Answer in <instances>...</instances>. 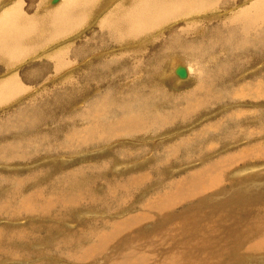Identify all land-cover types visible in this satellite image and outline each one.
<instances>
[{"label": "rangeland", "instance_id": "rangeland-1", "mask_svg": "<svg viewBox=\"0 0 264 264\" xmlns=\"http://www.w3.org/2000/svg\"><path fill=\"white\" fill-rule=\"evenodd\" d=\"M147 1L88 0L92 4L90 10L83 12L80 22H74L71 20L72 14L69 12L66 14V18L61 17L64 20L56 17L58 12L63 8L65 0H0V19L4 12L12 9V7H18L16 9L18 12L22 7L25 19L30 16L33 21V24L28 29L29 31L23 30L22 35L14 37L16 41L21 42V46L31 47V49L26 50L31 54L23 59L18 58L16 63L10 67H6L0 62V86L2 87L7 82L15 79L22 80L21 83L24 86L21 94L13 96L14 101L12 100L4 104L5 106H0V148L7 145L8 141L13 143L20 139L23 143V151L25 154L21 155L22 158L17 157L16 159H12L11 157L13 155L10 154V151L0 153V200H3L0 205L4 206L6 204L5 207L9 211L11 209L14 210L15 208H9V206L17 205L21 200L31 195L39 194L41 198H45L44 203L48 208H50L48 206L49 204L52 206V211L43 215L42 211L46 207L43 210L40 209L38 197H34L32 205L34 209H39L37 210L41 214L39 219L45 220V224L47 225L54 224L50 220H61L69 224V227L65 226L61 229L63 232L69 231L68 233L56 237L53 232L49 236L53 238L49 245L46 244L47 239L44 234V228L41 225H36L34 231L35 237L41 239H33L28 243L29 246L27 248L23 247L22 244L19 245L18 241H16L14 249L10 250L11 247L8 245L9 240L0 237L2 239L0 243L6 244L5 249L0 251V264H55L54 262L58 264H72L64 262L60 257H56V255L68 256V254L64 253L66 247L65 242L73 232L72 230L70 231L72 221L64 220V218L71 220L83 217V223L88 224L95 234L101 231L109 232L112 223L122 222L126 219L125 215L122 214L124 209L133 208L128 217L141 214L144 210L143 205L147 204L152 195H159V192L163 190L161 188H163L164 183L186 177L194 171L211 164L213 161L225 158L229 153H239L243 150L249 151L248 146L250 147L252 144H258L264 141V135L260 136L256 133L257 122H259L257 113H264V26L251 24L248 28L254 31L247 35L243 33L245 26L241 23L248 17L256 18L257 16L249 14L254 11L252 8L258 7L257 5H262L261 3L264 0H221L222 2H219V0H205L204 3H201L202 0H152L153 2L150 0V3L159 1L163 3L162 5L170 8V11L167 9L161 11V15L163 16L160 15L162 21L159 19V15L157 16L156 14V16H153L150 14L149 17H144L148 19L146 20L148 24L150 23L149 21L152 24L149 26V34H144L140 40H128L121 45L117 44L121 39L112 41L113 44H111L106 38L107 36L111 37L107 34L108 29L103 27L101 23L109 16L115 19L118 18V15L120 17L124 13L130 19H133L131 12H127V9L133 6V4H139L142 7L143 5L147 6L145 4ZM74 2L75 0L70 5L73 6ZM199 2L201 4H196ZM192 3L194 5L215 3L218 6L213 5V9L197 10L192 8ZM53 7L54 10H52ZM144 7L142 12H145ZM187 7H189L188 10ZM49 10H52V20L43 25L45 32L42 35L38 34V30L42 31L39 20H42V17L45 13H49ZM109 12L111 15H109ZM111 18H108L107 22ZM58 27L62 28L58 29ZM260 30H262V33L257 34ZM35 34L37 37H35ZM52 34L59 38L52 40L54 37ZM16 35L13 34L12 36ZM39 38L40 40H38ZM173 38H180L179 40L175 39V41L176 43L182 42L183 48H169L167 49V54L161 48L165 44L170 45ZM246 43L247 45H245ZM136 52H142V57L134 56ZM179 52H181L182 56L181 54H177ZM160 53L162 56H159ZM126 54H128V57ZM59 58H62L60 61H66L65 63L68 65L56 71L60 69V67L56 69ZM133 59L138 60L135 61ZM249 62H251V66ZM40 65L44 66L41 67ZM39 67H41L40 72L38 70ZM132 67L134 68L133 70ZM180 67L187 69L186 76L183 80L179 78L180 76L177 73ZM43 68L45 72L42 73ZM158 68L162 69L159 73L160 76H155V71ZM211 86H213V89L208 90ZM156 89H163L164 93L155 92L154 90ZM197 89H203V92L196 93ZM226 90H228L229 95L225 97L224 92ZM253 92L260 93L262 97L259 96L257 98ZM140 94L142 98L152 102L134 101ZM163 94L166 95L164 96ZM189 95L203 102V107L199 113L190 110V115L193 120L188 121L185 126L180 125V122L170 127L168 125L158 127L148 125L146 128L140 127L138 132L122 133L118 137L110 140L106 136H103V139L97 133H93L90 136L92 138L91 140L84 135L85 132H82V135L81 133L78 134V137L81 136L82 138V143L72 134L76 129L82 130V127L79 128V126L86 127L83 129L86 131L89 125L91 127L100 122L105 123L109 117L117 121L119 119L118 117L121 116L116 115L115 110L121 113L123 109L128 111L133 106L135 113L137 110V112H142L144 116L147 115V118H153L156 114L154 106L160 108L165 106L170 111H173L176 108L178 109L177 105L179 107L186 106L182 101L187 103V105L197 103L196 100L187 97ZM243 95H245L244 98ZM217 96H220L222 99L219 100ZM254 97L258 100H254ZM103 99L107 107L109 106L110 108L108 107L106 112L95 115L100 116V121L96 119L97 117L85 119L83 118L84 116H81L84 115V111L85 113H90V108L97 104L99 100L102 102L101 100ZM121 100L125 101V103H122ZM122 104L124 107H122ZM67 106L70 107L66 108ZM143 106L146 107L144 108ZM85 108L89 111L87 110L88 112H86ZM38 109L41 113L44 112L42 114L43 117L37 119V121L33 120L36 126H34L35 124L30 126L37 127L39 134L48 136L50 142L52 141L50 146L47 145L48 143L45 145L43 141L40 142L36 138L35 140L29 134L30 129L27 122L18 118L19 115L23 114V118L31 117V119H34L33 114L39 113ZM54 112H59L60 114L67 113V117L61 116L57 117L56 120L50 119L53 118L51 116L56 114ZM242 112L245 113V117L242 116L244 114L241 115ZM248 112H251L254 116L256 113V119L254 118V120L246 122L253 121L256 124H247L242 127L239 122H235L236 120H246V114ZM59 113L54 117L59 116ZM78 116L79 118L81 117V120L77 118ZM54 121L57 123V127L55 123L52 125ZM58 123L64 124L63 127ZM231 125L233 126L231 127ZM52 126L58 128L61 134L55 128L53 129ZM247 128L252 131V135L246 137L241 136L240 131L246 130ZM12 129L16 131L13 132ZM27 130L28 132L25 133ZM45 133L51 136L49 137ZM51 133H53V137L55 136L54 133L57 134V137L55 136V139L51 138ZM58 134L60 140L58 139L55 142ZM60 135L64 136L61 137ZM82 136H84L85 140H83L84 138ZM28 138L33 143L30 144L29 142L31 141ZM6 140L7 142H5ZM53 142H55V145ZM16 147L22 146L17 145ZM60 147L64 148V150H60ZM143 149L146 150L143 151ZM132 150H135V152L133 151V153ZM146 151L150 152H147V154ZM158 151L162 152L160 153L162 155L158 154ZM252 157L247 159V164L249 165L245 166L243 162L244 167L240 168L236 173L227 175L226 182L223 186L215 187L212 192H208L203 197L202 202L205 204L202 205V208L208 204L216 205L217 203H225L224 210H226V214L223 223L229 225L225 231L226 233H231V236L234 231L233 228L235 227L233 224L251 222L255 220L258 214L264 213V162H262L264 160L256 161ZM100 162L108 164L107 167L99 165ZM234 163L235 165H239L238 160H235ZM125 164L126 166H124ZM77 169L82 170L84 174H80ZM148 174L151 176V180L147 184L149 186L147 192H143L145 190L144 187L140 188L139 185H133L132 188L137 191V195L131 196L124 204L120 205V199H105L107 197L106 189L112 179H117L116 182L121 184L128 177H147ZM4 177L8 179H4ZM27 177L31 179L27 180ZM252 178L255 181L251 183L249 180ZM22 180L26 181L24 185L19 186ZM56 181L59 189L54 188ZM237 181H248V183L243 184L239 189V187L236 188ZM259 182H263V185ZM232 184H235V187ZM85 188L87 192L77 197L75 192L79 190L84 191ZM154 188H158V191L154 190ZM66 190L67 192H65ZM152 199L150 198V200ZM94 201L97 204L93 205ZM53 203H56V206ZM82 207L91 209L92 212H86ZM209 209L198 210V212L204 213ZM17 210L14 216L10 215L13 211L0 216V229L2 227L5 234L9 236H25L26 230L31 228V225H28L30 219H23L19 216L26 215L27 212L21 210L20 207ZM67 212L69 215L66 214ZM149 213L152 215L157 214L160 217V214L155 209ZM177 218H179V214L171 217L169 221L172 222L176 219L174 223L178 224ZM102 219L105 220L102 221ZM229 220L237 221L236 223L231 222L229 224ZM96 221L102 222L94 226ZM146 226H148L146 223L140 225L141 230H143L142 233L148 231L145 228ZM153 226L156 229L160 226V223H155ZM157 232L156 230L152 231L154 236ZM145 237L142 236L139 240ZM13 238L14 240L17 239L15 236ZM42 238H44V241ZM229 242L232 243L233 240H229ZM244 242V239H240V243H238V240L235 241L234 243L238 248L228 251L225 256L219 259L218 264H264V250H247V244ZM47 252L50 254H47ZM15 255L25 259L8 260L9 257ZM54 255L55 257H53ZM136 258L142 262L139 264H145L147 261L152 260L154 256L151 254V250L146 249L136 257L133 256L132 260L135 261ZM76 261L78 263L86 262L84 258L76 259ZM124 264L130 263L127 262Z\"/></svg>", "mask_w": 264, "mask_h": 264}, {"label": "bare ground", "instance_id": "bare-ground-1", "mask_svg": "<svg viewBox=\"0 0 264 264\" xmlns=\"http://www.w3.org/2000/svg\"><path fill=\"white\" fill-rule=\"evenodd\" d=\"M204 1L205 0H202L201 3L202 2L204 3ZM220 1L221 0H219V2ZM71 2H73V0H67V1L65 0V4H64L63 8L58 12V14H57L56 17L58 19L61 18V17L66 18V14H68V12H69V13L72 14V16H71V18H72L71 20L72 21H74V22H80L81 19H82L83 12L85 10H88L89 11L90 8H91V6H92V4L89 3L88 0L87 1L86 0H75L73 6H71L70 5ZM151 2H153V1L151 0ZM201 3L199 2V3H196V4H201ZM93 4H94V2H93ZM145 4L147 5V6L143 5V7L145 6L144 7L145 12H142L143 11V7H142V5H139V4H133V6H131L129 9H127L128 7L125 8V9H127V12H131V14L133 16V19H130L127 15H125V13L122 14L120 17L118 15L117 16L118 18H115V19H112L111 16H109V15H111L110 12H109V15L106 14L109 17L108 16H105V17L111 18V20L110 21L108 20V22H107V19H108L107 18L105 21L103 20L104 22H102L101 25L103 27H105L106 29H108V33L107 34H109L111 37H108V36L106 37L107 34L105 35V37L109 40V42H111V44H113L112 41H116L118 39H121V40H119L117 42V44H119V45L123 44L124 42H126L128 40H130V41H134V40L136 41L138 39L140 40V38L144 34L148 33V30L150 31L149 26L152 25L151 24V21H149L150 23L148 24L147 23L148 21L146 22V20H148V19H146L144 17H149L150 14H152L153 16H156V14H157V16L158 15L160 16L161 13H162L161 11L162 10L165 11V9H167L168 11H170V8L169 7L162 5L163 3L162 2H159V1H155L154 3H150V0H148ZM261 4L262 5H257L258 7L252 8V9H254V11L251 14H249V15H255V16H257L256 18L248 17V18H246L244 20V22H241L243 24V26H245L244 27L245 30H243V33L249 35L250 33H252V31H254V30L248 28V27L251 26V24L252 25L255 24V25H259V26H264V1ZM192 5H193L192 8H194V9H197V10L198 9H200V10H207V9H213V7H214L213 5H215V3H208V4H205V5H194L192 3ZM215 6H218V5L216 4ZM17 8L18 7H14V8L12 7V9H9L8 11L4 12V14L2 15V18L0 19V59H1L0 62H2V64H4L6 67L13 66V64L16 63V61H17L18 58H22L23 59V58H25V57H27V56H29L31 54L29 51H26L28 49H31V47L24 46V45L21 46V42L18 41V40L16 41L14 39V37H18V36L22 35V33L24 32L23 30L27 31L30 28V26L33 24V21L30 18V16H29L30 19L29 18L25 19V16H24L22 7L20 8V11L19 12H18V10H16ZM188 8L189 7H187V10H188ZM52 10H54V7L52 8ZM52 10H49V13H45V15L42 17V20H39V23H40V26H41V30L42 31H39L38 30L37 31L38 34H41L42 35L43 32H45V28L43 27V25L45 23L49 22L50 20H52L51 19V11ZM120 11H121V9H120ZM213 12H214V10H213ZM114 15H116V14L114 13ZM86 16H87V14H86ZM161 16L159 17L160 20L163 17V16L162 17ZM235 16H237V15L235 14ZM56 17H54V18H56ZM150 18H152V17H150ZM61 19H63V18H61ZM84 21H86V20L84 19ZM60 22H61V20H60ZM20 24H25V25H20ZM157 24H159V23H157ZM188 25H190V24H188ZM62 27H58V29H61ZM160 27H161V25H160ZM172 27H173V25H172ZM74 28L77 29L76 27H74ZM246 28H248V29H246ZM186 30H187V28H186ZM205 30H206V28H205ZM233 31L235 32V29ZM259 33H262V30H260L259 32H257V34H259ZM13 34H17V35L16 36H12ZM33 34H34V32H33ZM52 36H54V35L52 34ZM21 37H23V36H21ZM35 37H37V35ZM235 37H236V35H235ZM31 38H33V37H31ZM58 38H59L58 36H56V37L54 36L52 38V40L58 39ZM158 38H159V35H158ZM175 39L176 38H173L172 43L170 45H166L164 43L165 46H163L161 49H164V51H166V53L168 54V52H167L168 50L167 49H169V48H173V47L183 48L182 42L176 43ZM179 39L180 38H178L176 40H179ZM245 39H246V37H245ZM38 40H40V38ZM32 41H34V40H32ZM260 41H262V40H260ZM38 42H37V44H38ZM71 42H72V40H71ZM227 42H229V41H227ZM27 43H28V41H27ZM142 44H143V42H142ZM44 45H46V44H44ZM245 45H247V43ZM250 49H251V47H250ZM203 50H205V49H203ZM126 51H127V49H126ZM141 53L142 52H136V53H134V56L142 57V54ZM164 54H165V52H164ZM169 54H170V52H169ZM177 54H181V52H179ZM126 56L128 57V54H126ZM159 56H162L161 53L159 54ZM181 56H182V54H181ZM211 57H213V56H211ZM61 59L62 58H59L58 59V64L56 66V69L59 68V67H60V69H58L56 71H59V70L63 69L64 67H66L68 65V64L65 63L66 61H63V60L60 61ZM133 60L136 61L138 59H133ZM229 60H230V58H229ZM207 63H209V62H207ZM246 63H247V61H246ZM250 63L251 62H249V65H250ZM42 66H44V65H42ZM41 67L38 68L39 72H40V68ZM106 67H107V65H106ZM133 67H134V65H133ZM133 67H132V70L134 69ZM221 67H223V66H221ZM159 69L160 68H158V70L155 71V76H160L159 73H160V71L162 69H160V70ZM178 70H179V68H178ZM32 71H30V72L32 73ZM141 71H142V69H141ZM43 72H45L44 68L42 70V73ZM136 72H134V73H136ZM35 73H37V72H35ZM40 75H41V73H40ZM153 75H154V73H153ZM184 77H181L180 76L179 78L183 80ZM17 78H19V77H17ZM21 82H22V80L15 79V80H13L11 82H7L2 87L0 86V89H2V91H0V106L9 103L10 101H12L14 99L13 96H17V95H19V94L22 93V90L24 89V86H23V84ZM212 89H213V86H211L210 88H208V90H212ZM154 91L155 92H158V93H160V92L164 93V90L163 89H156ZM202 92H203V89H197L196 90V93H202ZM253 93H254V95H256L257 98H259V96L262 97V95L260 93H255V92H253ZM224 95H225V97L227 95H229L228 90H226L224 92ZM244 96L245 95H243V98H244ZM187 97H191L192 99L196 100L197 103H193V104H188L187 105V103H185L184 101H182L183 104H185L186 106L179 107V105H177L178 106V109L176 108L173 111L172 110L170 111L165 106L163 108H160L158 106H154V109H156V114L154 115L153 118H147L146 117L147 115L144 116L142 112H137V110H136V113H135V110H134L135 108L133 106L130 107V110H128V111L125 110V109H123L121 113H119V112H117L115 110V114L118 115V116H121V117H118L119 119L117 121L112 120V118H110V117L105 121V118H104L105 123L104 122H100V123H97L95 125H92L91 127L88 124L89 125V128H87L86 131L83 130L86 127L79 126V128L82 127V130L76 129V130H74V132L72 131L73 132L72 134L76 137V139L78 138L80 140V142L82 141V138H81V136L78 137V134L81 133V135H82V132H85L84 135H86L88 138H90V136H92L93 133H95V134L97 133L98 135H100L102 137L103 136L104 137L106 136L108 138V140H110V139H113V138L118 137L122 133L138 132V129L140 127L146 128L148 125H155L156 127L168 125V127H170V126L175 125V124H177V123L180 122V125H184L185 126V124L188 123V121H192L193 120L192 116L190 115V110H193L194 112L199 113L201 111L202 107H203V102L198 101V99H196L195 97H193L191 95H189ZM217 98L219 100L222 99L220 96H217ZM257 98L254 97L253 99L256 100ZM54 99L56 100V98H54ZM105 99H107V98H105ZM135 100L136 101H139V102H152V101H149L148 99L142 98L141 97V94H140V96L136 97L134 99V101ZM177 100H176V102H178ZM101 101L102 102H100V100H99L98 103L95 104L94 106H92L90 104L92 106L90 108V111L85 108L86 109V112L89 111L90 113H85V111H84V115H81V116L82 117L84 116L83 118H85V119H88V118H91V117H94V118L97 117L96 119L98 121H100L101 120L100 119V116L98 117V116H95V115H97L99 113L106 112L108 110L107 108L109 107V106L107 107L106 103H104V99L101 100ZM169 101H167V102H169ZM179 101H180V99H179ZM121 102L122 103L123 102L125 103V101H122V100H121ZM139 102H137V103H139ZM170 103H171V101H170ZM111 104H112V102H111ZM145 104H147V103H145ZM179 104H180V102H179ZM133 105H135V104H133ZM69 107L70 106H67L66 108H69ZM111 107H113V106H111ZM122 107H124L123 104H122ZM143 107H141V108L143 109ZM138 111H141V110H138ZM38 112L39 113H37V114H33V118L34 119H31V117H29V118H23L22 117V115H23L22 113H21L22 115H19L18 118L21 119V120H25V122H27V125H28V127L30 129L29 130V134L32 137H34V139L36 138L40 142L43 141L45 143V145H46V143H48L47 145L50 146L52 141L50 142V140L48 139V136H44L43 134H39L37 127L35 128V127L30 126L32 124H35V122L33 120H36L37 121V119H41V117H43L42 114L44 112L41 113L39 111V109H38ZM109 112H111V111H109ZM55 113L56 112H54V114ZM57 113H59V112H57ZM64 113H65V111H64ZM64 113L63 114H60L59 113L60 114L59 116L54 117L56 115L55 114V115L51 116L53 118H50V119H55L56 120L57 117H61V116H66L67 117V115H66L67 113L66 114H64ZM242 114H244V115H242ZM241 115L245 117V113L244 112H242ZM246 115H247V119L245 118L246 120H244V121L236 120L235 122L236 123L239 122L242 127L243 126H246L247 124L248 125L256 124V123H253V121L252 122L251 121L250 122H246V121H249V120H254V118L256 119V117H255L256 116V113H255V116L251 112H248V114H246ZM257 115L259 117V122H257L258 124H257V127H256V133H257V135L262 136V135H264V113L263 112H259V113H257ZM77 118H79V116ZM45 119H47V118H45ZM79 119H77V121H79ZM113 119H115V118H113ZM10 122H12V121H10ZM38 122H39V120H38ZM38 122H36V123H38ZM52 123L51 124L54 125L55 121L52 122ZM87 123H89V122H87ZM56 124L57 123H55V126H56ZM58 124L61 125L62 127L64 125V124L62 125L61 123H58ZM34 126H36V124ZM232 126L233 125H231V127ZM52 127H53V129L55 128L54 126H52ZM39 129L42 130L41 128H39ZM55 129L58 130V128H55ZM62 129H64V128H62ZM141 130H143V129H141ZM14 131H16V130H13V132ZM58 131L60 132V130H58ZM13 132H11V133H13ZM26 132H28V130L25 131V133ZM50 132H52V131H50ZM48 133H45V134H48ZM55 133H54V135L57 137V134H55ZM67 133H68V131H67ZM51 134H52V137L51 138H54L55 139V136L53 137V133H51ZM60 134H61V132H60ZM64 134H66V133H64ZM240 134H241V136H244V137L251 136L252 135V131L249 128H247L246 130H241L240 131ZM50 136L51 135H49V137ZM63 136H61V137H63ZM82 137L84 138V136H82ZM104 137H103V139H104ZM65 138H67V137L65 136ZM71 138H72V136H71ZM56 139L57 140L55 142L58 141L59 134H58V138H56ZM90 139L92 140V138H90ZM83 140H85V138ZM26 141H24V142L26 143ZM5 142H7V140ZM55 142H53V144ZM88 142H89V140H88ZM13 143L8 141L7 142V145H4V147L0 148V151H1L0 153H2L3 151H7V152L10 151L11 152L10 154L13 155L11 157L12 159H16L17 157H21L22 154L25 155L24 154V151H23V143L20 141V139H18L17 141H14ZM29 143L31 144L33 142L31 141ZM85 143H83V144H85ZM15 145L16 146L17 145H20L22 147H18L17 148ZM54 145H52V146H54ZM124 147H121V148H124ZM248 148H249V151L243 150V151H240L239 153H236V152L229 153V154L226 155L225 158H220L219 160H216V161H213V162L209 161V162H211V164H209V165H207V166H205V167H203V168H201V169H199L197 171H194L193 173L189 174L186 177H182V178L176 179V180L174 179V180H171L169 182L164 183L163 184V188H161L163 190H161L159 192V195L158 196L152 195L150 198H153V199L150 200V198H149L147 204H144L143 205L144 206L143 207L144 210H143V212L141 214L128 217L130 215V211L133 210V208L124 209L122 211V214L125 215L126 219L124 221H122V222H114V223H112L110 225L109 232H107V231H101V232L95 234L94 231L89 227L88 224L83 223V221H84V218L83 217H78L76 219L74 218V219H71V220L68 219V218H64V220L72 221V223L70 225V228L71 229L70 228L69 229H70V231L72 230L73 232L70 234L69 238L65 242L66 247H65L64 253L68 254V256L56 255L55 254L56 257H60V259L63 260L64 262H68V263H72V264H124V263H127V262L130 263V264H139V263H142V262L140 260H138L137 258H136L135 261H133L132 260V257L133 256L136 257L137 255H139L140 253H142L143 251H145L146 249H148V250H151V254L154 256V258L152 260L147 261L145 264H218L219 259L222 258L223 256H225L228 251H231V250H234V249H237L238 248V247H236V245H235L234 242L238 240V243H240V239H244L245 240L244 243L247 244V247H246L247 250H251V251H253V250H264V213L263 212L261 214H258L255 217V220H253L251 222H248V223L247 222H244V223H238L237 222L238 224H233L235 227L233 228L234 231L232 232V236H231V233H226V231H225V229L227 227H229V225H226V224L223 223V219H224L225 214H226V210H224L225 203H221V204L220 203H217L216 205H214V204H208L207 206L205 205L206 207L202 208V205L205 204L204 202H202L203 201V197L208 192H212L215 189V187L223 186L224 183L226 182L227 175L229 176L232 173L238 172V170L240 168L244 167L243 162L245 163V166L249 165V164H247L248 163L247 162V159L251 158L252 156H255V157H252V158L254 160H256V161H262V160H264V141H262V142H260L258 144H252V145H250V147L248 146ZM59 149L60 150H64V148H62V147H60ZM67 149H69V148H67ZM127 149H130V148H127ZM121 150H123V149H121ZM136 150H138V148H136ZM145 150L143 149V151H145ZM133 151L135 152V150H132V152ZM150 151H146V153L147 152H150ZM116 152H118V151H116ZM169 152H170V150H169ZM160 153H162V152H159L158 154H160ZM175 154L177 155V153H175ZM38 155H40V154H38ZM144 155H145V153H144ZM160 155H162V154H160ZM148 157H149V155H148ZM163 157H164V155H163ZM139 158L141 159V157H139ZM235 160H238L239 161V163H238L239 165H235V163H234ZM262 162H264V161H262ZM99 165L104 166V167H107L108 164H106L105 162H100ZM124 166H126V164ZM174 169H176V168H174ZM77 171L80 174H84L83 171L80 170V169H77ZM142 175H143V173H142ZM4 179H8V178L7 177H4ZM26 179L27 180H30L31 178L30 177H27ZM116 180L117 179H115V178L111 180L108 188L106 189V195H107V197L105 199H107V200H110V199H117L118 200V199H120L119 200L120 201V205H122L125 202H127L131 198V196L137 195V191L132 188L133 185H139L140 188H143L144 187L145 190L143 192H147V189L149 188V186H147V184L150 182L151 176L148 174L147 177H133V178L132 177L131 178L128 177V179L126 181L122 182L121 184H119L118 182H116ZM25 181L26 180H22L20 182L19 186L24 185ZM249 181L252 183L255 180L252 178ZM247 183H248V181H237L236 188L239 187V189H240V187L243 184H247ZM261 183L263 185V182H261ZM150 186H152V185H150ZM232 186L235 187V184H232ZM244 186H246V185H244ZM54 188H58L59 189V187L57 185V181H56V183L54 185ZM46 189H47V187H46ZM136 189H137V187H136ZM154 190L158 191V188H154ZM65 192H67V190ZM84 192L85 193L87 192V189L86 188L84 189V191L83 190L76 191L75 194H77V197H79V196L83 195ZM254 192H256V191H254ZM19 196H20V194H19ZM16 197H17V194H16ZM34 197H38V205H39L40 209L43 210L46 207L42 211V214L43 215L48 214V213H50L52 211L51 204L48 205L50 207V208H48L46 206V204L44 203L45 198H41V196L39 194H35L33 196L31 195L28 198L21 200V202L18 203L17 205L15 204V205L9 206V208H15L14 210L11 209L9 211L7 209V207H5L6 204L4 206L3 205H0V216H2L3 214L4 215L5 214H8L11 211H13V212H11L10 215H13L14 216V214H16L15 212L18 211L17 210L18 207H20V209L23 210L24 212H27V214L26 215H19V216H21L23 219H26V218L30 219L28 225L29 226L31 225V228L26 230L25 236H23V235H11V236H9L8 234H5L4 230H2V227H1V229H0V237H2V239L5 238V240L6 239L9 240L8 241V245L11 247L10 250H13L14 249V245L16 244V241H18V244L19 245L22 244L23 247L27 248V246H29L28 243H30L33 239H41V238H36L35 237L34 231H35L36 225H41V227L44 228V234H45V237L47 239V241H46V244L47 245H49L50 242L53 240V238L49 237V236H51L53 234V232L55 233V236L56 237H59V236L64 235V234H66V233L69 232V231L68 232L61 231V229L64 228L65 226L69 227L68 226L69 225L68 223L62 222L61 220H59V221L50 220L51 222H53L56 225H54V224L53 225H47V224H45V220H40L39 217H40L41 214H39L37 212V210H39V209H34V207L32 205V202H33ZM9 199H10V197H9ZM53 199H54V196H53ZM2 201L3 200H0V203ZM54 201H56V200H54ZM94 204H97V203L94 201L93 202V205ZM207 208H210V209L208 211L204 212V213L198 212V210L207 209ZM5 209H7V210H5ZM82 209L85 210L86 212H92L91 209H87V208H83V207H82ZM153 209H155L156 212L158 214H160V217L157 214L152 215V214L149 213V212L153 211ZM17 213L19 214V212H17ZM96 213H97V210H96ZM20 214H21V212H20ZM66 214L69 215L68 212ZM177 214H179V218H177L178 219V224H175L174 223V221L176 219L174 221L170 222L169 219L171 217H173L174 215H177ZM41 219H43V217H41ZM103 220H105V219H102V221ZM108 220H110V219H108ZM102 221H96L94 223V226H97ZM236 221L229 220V224L231 222L236 223ZM143 223H146L148 225V226L145 227L148 231H144L142 233L143 230H141L142 228H140V225H143ZM155 223H160V226L157 227L156 229H154L155 227L153 226V224H155ZM155 230L158 231V232L154 236V234L152 233V231H155ZM13 236H15L17 239L14 240ZM142 236H146V237L144 239H142V240H139ZM94 237L95 238H98V239H95ZM2 239H0V241H2ZM42 239L44 241V238H42ZM229 240H233V242L230 243ZM5 247H6V244L0 243V251L3 250V249H5ZM47 254H50V253L47 252ZM55 255L53 257H55ZM82 258H84L86 260V262H84V263H81V262L78 263L76 261V259H82ZM10 259H12V261H13L15 259L16 260L17 259L24 260L25 258H21V257L15 255V256L9 257L8 260H10ZM54 263L55 264H58L56 262H54Z\"/></svg>", "mask_w": 264, "mask_h": 264}, {"label": "water", "instance_id": "water-1", "mask_svg": "<svg viewBox=\"0 0 264 264\" xmlns=\"http://www.w3.org/2000/svg\"><path fill=\"white\" fill-rule=\"evenodd\" d=\"M178 75L181 76V77H184L186 76V68L185 67H181L179 68V70L177 71Z\"/></svg>", "mask_w": 264, "mask_h": 264}]
</instances>
